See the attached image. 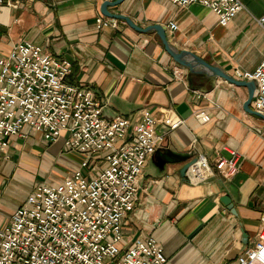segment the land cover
Listing matches in <instances>:
<instances>
[{
    "label": "crops",
    "instance_id": "0c3cea01",
    "mask_svg": "<svg viewBox=\"0 0 264 264\" xmlns=\"http://www.w3.org/2000/svg\"><path fill=\"white\" fill-rule=\"evenodd\" d=\"M12 1L14 5L0 3V53L8 52L13 43L29 41L70 58L67 79L90 87L106 117L118 113L135 119L143 109L158 117L162 109H169L184 119L165 134L142 166L133 208L121 225L124 244L150 236L169 264H236V256L255 240L264 213V116L252 107L254 81L234 71L252 70L264 56V20H257L264 14V0H240L242 8L226 25L218 24L216 15L196 2L180 6L169 0ZM97 16L104 18L99 27ZM170 20L175 29L168 28ZM154 25L173 47L198 55L219 73L195 61V71L175 62ZM174 66L182 70V78L173 75ZM199 110L208 120L195 116ZM25 128L10 137L8 160L0 153V171L12 169L14 155L36 159L63 150L61 138L47 142ZM158 130L164 128L159 125ZM233 150L238 153L233 175L216 173L198 183L185 180L183 168L195 155H204L213 165L218 155L228 157ZM62 158L68 170L58 168V178L45 182L61 180L82 156L65 151ZM20 173L0 188V226L35 183L33 175ZM222 195L232 210L219 201Z\"/></svg>",
    "mask_w": 264,
    "mask_h": 264
},
{
    "label": "built area",
    "instance_id": "2783aa9c",
    "mask_svg": "<svg viewBox=\"0 0 264 264\" xmlns=\"http://www.w3.org/2000/svg\"><path fill=\"white\" fill-rule=\"evenodd\" d=\"M169 1L180 6L200 3L220 25H226L243 6L240 0ZM0 3L14 5L12 0ZM257 20L262 22L264 14ZM95 24H104L103 16H97ZM167 26L172 30L176 23L170 20ZM71 68L70 58L55 56L29 41L13 43L8 52L0 53L2 156H7L10 137L23 133L24 127L47 142L61 138L64 151L82 156L61 180L34 183L0 226V264H169L150 236L124 244L121 225L133 208L145 160L184 119L169 109H162L158 117L148 109L135 119L118 113L106 117L90 87L67 79ZM234 71L254 81L252 107L264 116V56L254 69ZM172 72L176 78L183 76L177 66ZM195 116L200 121L209 117L204 110ZM159 125L164 130H158ZM237 161L235 150L228 157L218 155L213 165L197 154L184 178L198 183L216 173L231 176L238 170ZM82 167H89L87 173ZM235 260L236 264H264V213L252 245Z\"/></svg>",
    "mask_w": 264,
    "mask_h": 264
},
{
    "label": "rangeland",
    "instance_id": "374dc122",
    "mask_svg": "<svg viewBox=\"0 0 264 264\" xmlns=\"http://www.w3.org/2000/svg\"><path fill=\"white\" fill-rule=\"evenodd\" d=\"M23 130L26 131L27 128L24 127ZM39 143H41L44 148L49 147L48 143H44V142H39ZM60 152L58 154L56 152H54L53 154L45 152V153H42L41 155L40 154L37 155L36 159L30 156H27L26 158L23 159V158H20L19 155H14V157H12V163H13L12 169L7 173L3 171V169L2 171H0L3 177V179L0 182V186H1L0 188L2 189L6 187L9 184V182L12 181L16 173H19V175L22 176L20 173L21 170H24L26 174L30 173L31 175H33L31 179L35 183L44 181L46 179H52V180L57 179L58 178L57 176L59 175L58 168H62L63 170H68V167H69V165H64L62 162V161H65V158H62V156L65 155V151L62 150ZM8 158L9 157L7 156H3V159H5L4 161L8 160ZM88 168L89 167H82L81 170L83 173H87ZM24 177H27V176H24ZM3 216L4 215L0 214V224H1V219Z\"/></svg>",
    "mask_w": 264,
    "mask_h": 264
},
{
    "label": "water",
    "instance_id": "95a60500",
    "mask_svg": "<svg viewBox=\"0 0 264 264\" xmlns=\"http://www.w3.org/2000/svg\"><path fill=\"white\" fill-rule=\"evenodd\" d=\"M118 1V0H117ZM156 29H158L159 34H160V38L161 41L164 45V48L166 50V52L172 57V59L177 62L178 64H181L183 66H186L189 68L190 71H195L194 70V66L192 65V61H195L197 63H199L201 66H203L204 68L211 70L213 73H219V70L216 69L215 67L209 65L206 61H204L202 58H200L198 55L187 51V50H178L175 47H173L167 40L166 36L164 35L163 31L157 26L154 25ZM252 87H253V82H252ZM252 92L253 91H249V96H252ZM258 115H261L260 113L256 112ZM187 165L183 168V172L185 171ZM219 201L224 203L225 206L229 209L232 210V205L231 202H229V199L227 196L222 195L219 198Z\"/></svg>",
    "mask_w": 264,
    "mask_h": 264
}]
</instances>
